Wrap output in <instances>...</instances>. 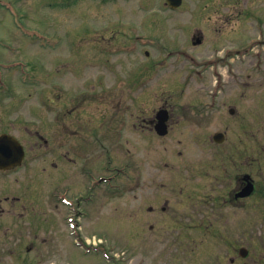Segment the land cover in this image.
Here are the masks:
<instances>
[{"label": "rangeland", "instance_id": "rangeland-1", "mask_svg": "<svg viewBox=\"0 0 264 264\" xmlns=\"http://www.w3.org/2000/svg\"><path fill=\"white\" fill-rule=\"evenodd\" d=\"M182 1L171 12L165 0H0V133L25 150L22 168L0 173V264H228L218 234L178 236L172 212L219 177L225 154L235 168L259 152L264 169V0ZM214 74L252 75L260 92L222 93ZM160 108L173 116L163 137L143 123ZM112 167V193L88 190L87 172ZM60 192L83 212L82 241Z\"/></svg>", "mask_w": 264, "mask_h": 264}, {"label": "flooded vegetation", "instance_id": "flooded-vegetation-1", "mask_svg": "<svg viewBox=\"0 0 264 264\" xmlns=\"http://www.w3.org/2000/svg\"><path fill=\"white\" fill-rule=\"evenodd\" d=\"M182 4H184L183 1ZM180 8L169 11L176 12ZM256 24L258 28H261L262 25L264 26V21L256 22ZM237 52L239 53V50ZM213 76H216L220 81L219 87L222 88V93L228 86L231 88L233 86L238 87L240 98L245 97L246 89L251 90L252 95H257L260 92V89L256 88L258 79H254L252 75H247L245 78L232 76L231 80L223 79L224 74H214ZM223 80L224 83H222ZM260 84L259 80L257 87ZM228 112L231 115L234 114L235 110L230 108ZM156 115L157 111L149 118H143L145 127L152 133H155ZM170 117L173 116L167 114L168 121ZM175 124H177V120ZM95 134L98 135L97 132ZM221 134L223 135V142L224 134ZM97 135L93 140L100 144L101 136ZM215 135L217 133L212 136V141L217 143ZM4 144L7 146L8 153L6 157L0 158V173L11 174L22 166L24 158L22 161L20 160V153H17L13 145L6 142ZM43 144L45 148H48L49 142L47 140H43ZM83 144L85 143L81 141L77 143L75 148L79 157H82L86 151ZM68 154L69 151L67 150L61 156L68 160ZM259 155V152L251 153L246 156L244 162H239L233 168V162L229 163L228 166L226 165L235 157L232 154H225L221 163L222 169L216 179L218 182L216 183L214 180L210 186L204 187L205 191L203 190L201 195L189 194L186 205L183 204L181 207L179 204L173 210V225L177 235L179 236L180 229H182L183 233L186 234L185 236L190 240L189 233L197 232V237L199 232H205L204 234L207 235L206 230L214 231V234L219 235L222 245L218 256L223 257L228 264H264V169L260 168ZM192 162L195 163V161ZM55 165L53 164V167ZM165 209V207H161L160 211H166ZM184 209L186 210L184 211ZM146 210L153 212L152 207H148ZM152 228L150 226V229Z\"/></svg>", "mask_w": 264, "mask_h": 264}, {"label": "water", "instance_id": "water-1", "mask_svg": "<svg viewBox=\"0 0 264 264\" xmlns=\"http://www.w3.org/2000/svg\"><path fill=\"white\" fill-rule=\"evenodd\" d=\"M169 2V4L172 6V7H177L179 4H180V1L181 0H167ZM165 115V111H161L158 113V118H159V122L156 126V129H157V132L159 135H164L166 133V126L164 125V121L166 120V117L164 116ZM8 138L7 136H1L0 137V140H3V139H6ZM215 139L216 141L220 142L221 139H222V135L221 134H217L215 136ZM16 144V143H15ZM0 154L1 155H6V151H2L1 148H0Z\"/></svg>", "mask_w": 264, "mask_h": 264}]
</instances>
